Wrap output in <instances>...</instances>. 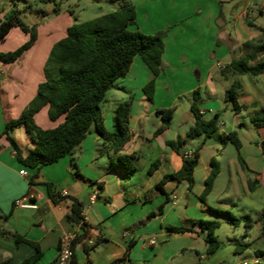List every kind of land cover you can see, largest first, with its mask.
<instances>
[{
	"label": "crops",
	"instance_id": "1",
	"mask_svg": "<svg viewBox=\"0 0 264 264\" xmlns=\"http://www.w3.org/2000/svg\"><path fill=\"white\" fill-rule=\"evenodd\" d=\"M259 1L172 0L176 11L173 19L162 23L172 27V37L170 35L165 39L164 71L155 78L153 103L148 101L143 89L154 76L139 56L134 58L130 72L122 78L123 84L116 83L115 88L111 89L115 90L111 95L117 104L109 121L103 118L109 132L115 131L116 108L132 97L130 139L120 154L133 155L138 162L144 157L141 152L143 147L155 145L157 148V155L150 160V166L153 161H159L158 167L149 175L150 167L138 166L139 182H133L132 187L124 182L129 177L113 166L122 162L112 145L104 141L102 147L107 151L104 154L100 152L101 149L99 151L101 138L95 129L91 130L73 155L40 169L24 168L4 134L7 122L20 117L35 97L39 84L45 80V63L54 44L64 38L72 26L69 17L60 14L40 24L38 38L32 48L12 64L0 61V215L8 216L0 221V228L10 233L0 236V262L22 264L39 253V258L33 264H53L58 257L62 238L67 234L75 238L83 233L81 225H75L67 218L73 199H77L82 203L86 235L75 245L76 264H115L126 257L129 244H132L131 251L123 264H204L210 256L206 254V233L201 230L200 222L212 220L210 216L214 213L211 208L222 204L236 206L235 201L243 195L257 189L264 190V156L261 149L264 124L257 127L254 122L256 115H264V75H245L250 76L249 82L243 78L233 82L239 85L237 91L241 109L238 112L225 97L226 89L232 84L224 90L222 106L217 101L206 104L201 95L202 87H207L205 93L209 99L218 93L216 85L219 80L213 76L215 68L222 78L229 80L234 74L226 66L244 56L243 43L264 38V0ZM126 2L134 5L137 12L136 25L131 27L132 30L154 34L165 29L152 21H149L152 28L140 27L139 4L133 0ZM6 12L5 9L0 10V19ZM203 32L209 35L205 42L202 41ZM28 40V34L20 28H13L0 41V52L14 51ZM214 45H219L222 58L228 54L232 56L228 63L217 60V52L211 50ZM201 49L205 52L210 49L216 58L201 55ZM262 59L264 53L256 55L252 63ZM196 90L201 95L198 107L206 119H209L207 111L218 113L219 109L224 108L230 113L231 122L221 121L218 134L201 145L192 190H189L186 182L173 179L163 185L166 196L155 187L166 175L177 174L182 168V156L167 143L179 136L185 137L195 122L191 109L179 113L175 99L186 94L192 96ZM172 95H175L174 99L169 98ZM169 108H174V115L169 126L163 128L162 113L158 114L157 111ZM244 117H249L251 124L263 132L261 140L255 141L254 148L245 149L243 145L242 156L247 168L239 163L235 146L231 143L222 146L218 139L219 135L233 131L238 133L239 127H248ZM63 120H50L48 107L35 115L37 125L43 129L55 128ZM10 135L24 154L35 146L24 127L15 128ZM195 141L198 144L193 149L187 150L186 145L183 146L181 151L184 155L198 148L202 138L190 143L194 144ZM216 156L220 173L205 204L199 197L211 170V159ZM73 159L84 178L75 174ZM23 170L27 171V176L21 175ZM45 184L52 185L53 192L59 197L58 202H53L49 197ZM30 193L40 196L36 201L37 209L15 206L17 199ZM95 193L97 198L91 205L90 199ZM148 194L152 196L148 197ZM162 205V215L139 226ZM259 224L261 231L253 242L245 240L241 249L238 246L233 248L235 259L232 264H249L245 256L249 248L253 251L250 260L254 264H261V259L264 260L262 215L258 216ZM171 227H185L192 231L174 233L170 231ZM127 232L131 234L130 237L124 236ZM12 234L24 237L37 247L17 244ZM249 235L248 231L244 233V237ZM151 240L155 244L151 245Z\"/></svg>",
	"mask_w": 264,
	"mask_h": 264
},
{
	"label": "trees",
	"instance_id": "2",
	"mask_svg": "<svg viewBox=\"0 0 264 264\" xmlns=\"http://www.w3.org/2000/svg\"><path fill=\"white\" fill-rule=\"evenodd\" d=\"M44 3H54L55 12L59 13V4L55 0H42ZM137 12L132 4H125L114 12L102 15L93 20L82 23H75L67 30L64 38L56 42L51 49L50 55L45 63V80L39 84L37 93L29 105L25 108L19 118L11 119L6 124L5 135L10 141L18 162L27 169H40L41 167L54 164L62 158L73 155L81 143L85 140L92 129H95L100 138L111 144L113 150L118 154V158L123 162L127 160L131 163L135 156L123 154L125 144L129 141V124L131 117L132 97L118 105L115 111V131L109 132L104 125L101 105L106 102L107 93L115 88L119 79L124 78L131 70L134 58L139 56L147 68L152 72L154 78L148 82L143 91L150 103H153L156 81L164 71L163 55L165 53V31L154 34H145L139 30H132L136 25ZM13 28H20L29 35V40L14 51L0 52V61L5 64H12L20 59L30 48H32L38 38V31L35 25L25 23L17 11L13 10L0 19V41H3ZM244 56L238 60H233L226 68L234 75H250L257 77L264 75V59L255 63L254 58L260 53H264V38L249 40L242 45ZM238 83L225 91L226 101L229 102L234 111L238 112L241 106L238 102ZM200 92L194 91L192 94L191 112L195 122L187 132L185 137H178L175 141H170L167 146L175 150L182 156V168L179 173L166 175L163 181L155 189L160 193L166 194L163 185L173 179L178 182H186L189 190L194 185V170L199 164V151L203 142L217 135L220 127V114L216 113L211 118L206 119L201 113L198 102ZM44 107H48V117L52 121L63 118L57 127L43 129L37 125L35 115ZM174 108L158 110L162 113L163 128L169 126L170 120L174 115ZM255 125L258 127L264 124L263 119L255 118ZM17 127H24L34 143V148L24 154L16 140L10 132ZM202 138V143L196 148L190 157L182 153V148L187 143ZM222 146L231 143L237 151L238 161L244 168L246 162L242 156V141L236 131L225 133L218 136ZM261 149L264 156V141L261 142ZM159 161L152 163L148 174H152L158 167ZM127 176L129 171L125 164L113 165ZM211 170L205 181V187L200 195L201 202L206 204L208 195L213 189L215 180L220 173V163L218 156L213 157L210 162ZM72 167L75 174L84 178L79 172L74 159ZM133 168L131 171L136 170ZM93 184L94 182L91 181ZM48 195L53 202H58L59 197L53 192L51 184H45ZM166 196H168L166 194ZM65 198V196H62ZM168 202V197L167 201ZM164 205L155 212L149 214L145 221L139 223L144 225L147 221L157 215H162ZM211 211L218 216H226L227 222L237 226L242 221L236 218L231 212L222 209L211 208ZM82 203L73 199V204L68 214V220L81 225L83 233L73 240L72 248L80 242L86 235L84 217L82 215ZM264 216V209L261 213ZM8 216L0 215V221L6 220ZM246 227L252 218L245 217ZM201 230L206 233L205 242L207 244V256L214 255L221 247L222 243L216 236V231L221 223L217 220H202ZM174 233L191 232L185 227H171ZM10 233L0 228V236ZM17 244L26 243L37 247L34 243L16 234L11 235ZM132 244L127 248L126 257L115 262H124L131 251ZM39 258V253L32 258L26 259L22 264H33ZM8 264V262H0ZM55 264V262L53 263ZM72 264H76L74 254ZM201 264V263H198ZM218 264H231L227 261Z\"/></svg>",
	"mask_w": 264,
	"mask_h": 264
},
{
	"label": "rangeland",
	"instance_id": "3",
	"mask_svg": "<svg viewBox=\"0 0 264 264\" xmlns=\"http://www.w3.org/2000/svg\"><path fill=\"white\" fill-rule=\"evenodd\" d=\"M57 4H59L60 11L59 13L55 12L56 5L54 3H44L42 0H0V10L5 9L8 14L9 12L15 10L17 11L20 18L27 23L28 25H35L38 27L40 24H43L45 21L55 18L60 14H65V17H69L73 24L75 23H82L89 20H93L97 17H100L102 15L114 12L120 8H123L125 4L127 3V0H55ZM136 4H139V11H140V18H139V25L142 28H152L150 26V22L152 21L154 23H159L158 26L162 25L163 30L167 33V37L171 35L172 37V27H167L165 22L168 20L170 21L173 19L175 8L172 5V0H161V1H155V0H133ZM177 2H180V0H177ZM261 2V0L259 1ZM5 14V15H6ZM64 17V16H63ZM62 17V18H63ZM64 17V18H65ZM60 18V19H62ZM163 23V24H162ZM167 27V28H166ZM165 38V39H166ZM209 38V35L207 32L202 33V41L205 42ZM172 40V38H170ZM217 52V60L221 61L223 63H228L232 56L230 54L226 55V57L222 58V52H220L219 45H214L213 49ZM201 55L207 56V58H216L213 57L214 54L210 53V49L205 52L204 49H201ZM222 56V57H221ZM222 58V59H221ZM213 76L214 78L218 79L219 82L216 85V89L218 93L214 97H210V99L206 96V89L207 87L201 88V95L202 98L205 100V103L208 105L213 104L215 101L219 103L220 106L223 104V94L226 87L233 84L235 80H238L239 78H243L246 82H249L250 76H236L233 75L230 77L229 80H226L222 78V76L217 72V68L213 70ZM123 80L120 79L117 81V84L122 85ZM115 90H111L107 93V102L103 103L101 105L102 110V116L105 117L107 121H109V117L112 116L113 110L117 104L115 101V98L111 95V93H114ZM170 99H174L175 95H172L169 97ZM128 100V98L126 99ZM192 102V96L189 94L177 96L175 99V104L177 105L178 111L180 114L185 113L190 109V105ZM230 105V104H228ZM209 110V109H208ZM218 113L220 114V122L225 120L226 122H231V116L229 112H226V109H219ZM214 114V111L210 113V111H207V117L211 118ZM264 115L259 114L256 115V119H261ZM243 120L247 123L248 127L242 126L237 129L239 133V137L242 141V144L244 145V148L250 147L254 148V143L257 140H261V136L263 132H260V130H257L251 124L249 117H244ZM104 141L101 139L99 151L101 149V153H105L107 149L105 150L102 145ZM198 143L195 141L194 144L187 143L186 149L190 150L195 147ZM243 148V147H242ZM142 154L144 155L142 161H136L132 160L133 163L124 160L122 164H125V167L129 171V175L124 180L125 184H127L129 187H132V183H138L139 177L137 175V169L134 171H131L133 168H139L138 166L141 165H147L150 167V160L156 157L157 155V148L156 146L152 147H143L141 149ZM154 162V161H153ZM118 164V163H117ZM74 170V168H73ZM75 171V170H74ZM148 197H151V194L147 195ZM160 197V196H159ZM153 198V197H152ZM236 206L231 204H222L217 205L216 209H222L225 211L231 212L236 218L241 219V223L237 226H234L227 222L226 216H218L213 214L210 216L212 220H217L221 223L220 228L216 231V236L221 241L222 245L220 249L212 256H210L206 261H204V264H218L223 261H227L232 264L235 259V254L233 253V248H236L237 246L241 249L242 243L245 240H248L249 242H253L256 235H258L261 231V225H257L258 216L261 215L263 209H264V190L263 189H257L254 192L247 193L246 195H243L240 199L235 201ZM256 212H259L256 214ZM246 216H251L252 220L248 223L252 225V228H247L246 225ZM208 221V220H204ZM248 231L250 234L249 237H244V233ZM252 237V238H250ZM246 238V239H245ZM231 240V241H230ZM253 255V251L249 248L245 254L247 257V261L249 264H254L250 260V256ZM261 264H264V260L261 259Z\"/></svg>",
	"mask_w": 264,
	"mask_h": 264
},
{
	"label": "built area",
	"instance_id": "4",
	"mask_svg": "<svg viewBox=\"0 0 264 264\" xmlns=\"http://www.w3.org/2000/svg\"><path fill=\"white\" fill-rule=\"evenodd\" d=\"M187 157L191 156V153L186 154ZM27 171L23 170L21 171V175L23 176H27ZM97 198V194L95 193V195H93L90 199V204H94V202L96 201ZM40 199V196L35 194V193H30L22 198H19L15 201V206L16 207H20V208H25V209H37L38 205L36 203V201ZM125 237H130L131 234L129 232L125 233L124 235ZM75 238L70 235L67 234L65 235L62 240H61V245L59 248V254L57 259L55 260V264H72V260H73V256L75 254L73 248H72V244H73V240ZM132 240V238H130ZM151 245L155 244L154 240H151L149 242ZM118 264H123V262H120Z\"/></svg>",
	"mask_w": 264,
	"mask_h": 264
}]
</instances>
